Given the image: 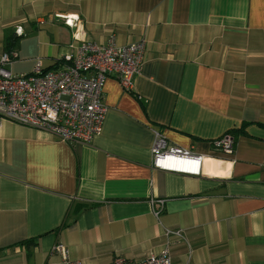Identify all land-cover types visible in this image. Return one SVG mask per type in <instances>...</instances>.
Here are the masks:
<instances>
[{"label": "crops", "instance_id": "obj_1", "mask_svg": "<svg viewBox=\"0 0 264 264\" xmlns=\"http://www.w3.org/2000/svg\"><path fill=\"white\" fill-rule=\"evenodd\" d=\"M66 15L86 40L144 38V61L130 91L105 80L87 143L2 123L0 264H62L57 243L82 264L166 245L171 264H264V0H0L7 67H61ZM156 133L203 155L201 174L153 167ZM226 133L233 152L213 151Z\"/></svg>", "mask_w": 264, "mask_h": 264}, {"label": "built area", "instance_id": "obj_2", "mask_svg": "<svg viewBox=\"0 0 264 264\" xmlns=\"http://www.w3.org/2000/svg\"><path fill=\"white\" fill-rule=\"evenodd\" d=\"M63 23L74 29L75 51L67 55L61 67L42 68L36 63L28 73H13L7 64L11 54L0 55V127L11 122L56 136L63 142L87 143L101 131L107 111L103 102V85L107 78L117 80L124 91L132 88V79L140 71L146 41L140 38L126 45H117L109 36L106 43H97L79 36L82 26L76 15L60 16ZM213 151L233 152L230 134L211 141ZM155 168L200 175L203 155L169 142L156 133L151 148ZM157 216L159 211H154ZM51 254L61 256L62 264H82L70 260L65 246L55 244ZM110 264H171L166 245L158 253L142 260L115 258Z\"/></svg>", "mask_w": 264, "mask_h": 264}, {"label": "trees", "instance_id": "obj_3", "mask_svg": "<svg viewBox=\"0 0 264 264\" xmlns=\"http://www.w3.org/2000/svg\"><path fill=\"white\" fill-rule=\"evenodd\" d=\"M17 40H18V37H6V39H5V45L6 46H11V45H13V46H15V43L17 42Z\"/></svg>", "mask_w": 264, "mask_h": 264}]
</instances>
